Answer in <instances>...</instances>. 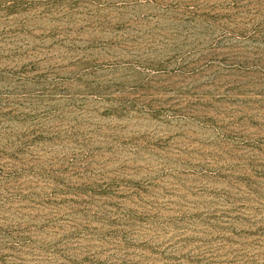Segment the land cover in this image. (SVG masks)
Returning <instances> with one entry per match:
<instances>
[{"label":"rangeland","instance_id":"rangeland-1","mask_svg":"<svg viewBox=\"0 0 264 264\" xmlns=\"http://www.w3.org/2000/svg\"><path fill=\"white\" fill-rule=\"evenodd\" d=\"M0 264H264V0H0Z\"/></svg>","mask_w":264,"mask_h":264}]
</instances>
